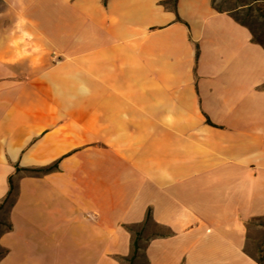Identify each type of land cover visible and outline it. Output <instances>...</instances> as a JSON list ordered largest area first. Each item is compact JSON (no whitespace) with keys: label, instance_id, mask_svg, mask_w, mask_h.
Returning <instances> with one entry per match:
<instances>
[{"label":"crops","instance_id":"obj_1","mask_svg":"<svg viewBox=\"0 0 264 264\" xmlns=\"http://www.w3.org/2000/svg\"><path fill=\"white\" fill-rule=\"evenodd\" d=\"M10 177L0 264H264V45L212 0H0Z\"/></svg>","mask_w":264,"mask_h":264},{"label":"rangeland","instance_id":"obj_2","mask_svg":"<svg viewBox=\"0 0 264 264\" xmlns=\"http://www.w3.org/2000/svg\"><path fill=\"white\" fill-rule=\"evenodd\" d=\"M213 5L220 10L229 11L239 21L246 24L253 34V38L264 45V0H212ZM173 6V2H169ZM9 203L0 210V220L6 219ZM257 225H264V219L251 222V228L254 229L253 240L249 244V252L264 258V227L259 228ZM4 229L0 225V232ZM160 231L154 229V232ZM1 252V249H0Z\"/></svg>","mask_w":264,"mask_h":264},{"label":"trees","instance_id":"obj_3","mask_svg":"<svg viewBox=\"0 0 264 264\" xmlns=\"http://www.w3.org/2000/svg\"><path fill=\"white\" fill-rule=\"evenodd\" d=\"M166 2H173V5H175L176 0H165V3ZM234 18L236 20H238L236 17H234ZM54 167H56V163L53 164V165H50V166L39 167V168H32V169H29V171L39 173V172L49 171V170L53 169ZM18 169L19 168H17V170ZM15 194H16L15 193V185L13 183L12 178L10 177L9 178V190H8L7 195L5 196V198L3 200H1V202H0V210L3 209L6 206V204H8V203H9L8 210L10 209V207L14 203ZM149 217H150V215H147V218L146 219L148 220ZM0 225H3L4 226V229L1 230L0 235L2 233H4L5 231H8V230H10L12 228V223L9 220H7V219L0 220ZM154 234H164V233L161 232V231H156V232H154ZM141 238H142L141 233L138 232L137 230H135V236L133 238V249H132V254H131V260H133L137 256V254H138V250L141 247V244H140ZM0 249H1L0 258H2L7 253V249L5 247H3V246H0Z\"/></svg>","mask_w":264,"mask_h":264}]
</instances>
